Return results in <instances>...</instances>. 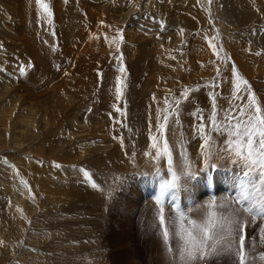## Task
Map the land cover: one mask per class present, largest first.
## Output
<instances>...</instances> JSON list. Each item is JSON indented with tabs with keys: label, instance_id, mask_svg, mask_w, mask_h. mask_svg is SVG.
I'll use <instances>...</instances> for the list:
<instances>
[{
	"label": "rangeland",
	"instance_id": "rangeland-1",
	"mask_svg": "<svg viewBox=\"0 0 264 264\" xmlns=\"http://www.w3.org/2000/svg\"><path fill=\"white\" fill-rule=\"evenodd\" d=\"M16 1L0 0V7L9 10L5 24L9 31L4 29V24H0V264H173L178 257L172 254L170 257L167 248L175 250L178 238H170L166 246L154 226L158 224L156 198L160 195L161 184L171 179V175L168 173L167 157L162 156L158 161L154 159L156 149L151 145L157 143L162 147L165 139L172 154L173 170L181 177L175 197L169 193L163 197L166 216L175 219L179 214L193 220L190 215L204 212L210 201L220 204L236 201L238 208H245L236 195L238 188H235L237 174L243 176L244 170L224 149L227 141L234 139L229 135L234 131L229 125L237 123L242 115L240 110L247 103V92L243 86L239 93L234 91L233 67L238 77L247 81V87L261 101L264 110V67L252 62L254 59L249 57L254 49V53L257 52V47L264 48V0L260 6L259 0H211V3L209 0H45L52 11L50 23L47 17H38L35 0L23 1L22 5V2ZM55 3L60 8L69 7L71 11L68 14L63 12V21L59 24L65 29L62 31L59 25L53 26L57 20ZM225 3L230 13L224 12ZM86 6L91 7L92 22L89 20L90 23L82 22L78 26L90 34L83 44H87L89 49L87 45V48L84 47L87 50L82 52L79 64L73 63L74 69L67 67L68 58L57 48L65 39L61 32L69 37L68 41L73 40L71 32L75 28L73 24H78V15L79 18L85 16L89 19L84 10ZM253 11L255 17L258 16L256 25L248 20L255 19ZM18 12L23 15L22 21ZM131 23H136L132 27L137 44L131 42L127 32L134 33L129 30ZM20 30L41 51L40 55L44 52V57L51 59L50 68L56 75L48 84L51 88L56 84L59 88L57 92L42 89L39 99L26 97L23 91L16 95L21 78L27 77L26 71L34 66L33 61L29 63L23 57L24 52L18 48L27 41L20 37ZM250 36L254 43L250 41ZM143 38L147 42L145 48L139 46L144 42ZM121 64L125 69L123 73L118 70ZM242 67H245L244 72ZM246 69L251 74L262 75L253 79L247 75ZM147 74L157 75L151 79L153 93L144 101L145 83L140 87L139 82ZM117 76L124 81L119 101L115 98ZM132 79L135 80L133 89L130 87ZM7 83L11 86L4 92L8 88ZM161 83L166 87L159 88ZM136 89L141 101L133 93ZM185 90L188 92L186 99L182 96ZM177 99L180 100L179 106L175 103ZM13 101L16 106H13ZM28 107H34V111H30L34 123L20 121V114L28 113ZM8 108L10 116L6 113ZM214 110L215 126L209 119ZM93 112H96L95 119ZM157 114L161 123H164L165 114L169 116L163 138L156 128ZM31 116L28 118L31 119ZM32 123L33 135L27 133V136L20 137L23 129H29ZM61 123L63 125L58 129ZM70 123L72 126L69 128ZM80 125L85 127L77 128ZM106 125L107 130H112V142L120 147L121 156L118 153L120 157L115 159L113 156L114 160L107 156L104 161L98 158L96 162L90 158V163L86 162L88 156L104 154L81 153L79 147L83 144L79 143L86 140L88 142L84 143L95 149V145L98 147L101 143L98 141L104 140L98 136ZM201 126L203 132L200 131ZM216 127L219 131L215 130ZM83 129L86 130L85 135L77 134V130ZM66 130L76 133V136ZM135 130L137 132L133 135ZM48 136L52 141L59 138L56 149L48 142ZM60 136L66 140L62 141ZM90 137L93 141L89 140ZM78 138L80 141L76 140ZM35 140L41 141L38 143ZM76 141L79 142L77 145L74 144ZM89 141L95 144L91 145ZM195 142L200 143L196 149L192 147ZM49 144L51 148L48 149ZM71 144L78 150L75 148L67 152L72 159L67 169L79 168L81 176H84L83 171H87L90 178L80 180L79 185L86 188L83 193L88 192L87 196L79 199L67 194L75 189L69 188L71 183L66 180L61 162L67 157L65 148ZM144 145L148 147L142 151L140 148ZM71 152L76 154L72 156ZM225 162L231 164L225 167ZM186 163L191 165L194 175L182 174ZM176 165L181 171L175 169ZM49 172L53 176H47ZM67 174L70 175V172ZM92 183L97 185L95 189L91 187ZM245 184L240 186L241 190L249 186L251 191L250 184ZM132 189L137 192L131 194ZM52 204L57 208L50 215L44 209ZM226 208H219L218 214L229 215L233 208L228 212ZM38 216L41 218L37 219ZM184 223L187 226L186 221ZM251 224L246 227L247 242L250 246L255 245L256 249L264 224L258 226L261 223L256 220ZM44 228V232L49 233L48 238ZM50 233L53 234L51 238ZM127 242L136 247V252H133L136 262L129 257L131 249L126 247ZM256 251V254L264 255L263 249ZM209 258L207 264H229L227 254ZM255 264H264V261L258 259Z\"/></svg>",
	"mask_w": 264,
	"mask_h": 264
},
{
	"label": "snow or ice",
	"instance_id": "snow-or-ice-1",
	"mask_svg": "<svg viewBox=\"0 0 264 264\" xmlns=\"http://www.w3.org/2000/svg\"><path fill=\"white\" fill-rule=\"evenodd\" d=\"M209 2L211 3V0ZM35 6L38 17H47L50 23L52 11L45 0H35ZM118 70L121 73L125 71L123 64ZM232 75L235 78L233 80L234 91L239 93L243 86L247 92V103L246 106L241 108L242 115L237 123L229 125L230 128L234 129L229 133L234 139L227 141L224 151L234 156L235 162L244 169L243 176L240 179L261 193V207L257 209V212L264 213V110H262L261 101H258L257 97L252 94L251 89L247 87V81L238 77L235 67L232 68ZM123 87L124 81L117 76L115 81V98L117 101L123 95ZM182 96L185 99L187 98V90L182 93ZM175 103L179 106L180 100L177 99ZM213 108L215 109V105H213ZM116 110L120 111V109ZM168 119L169 116L165 114L163 116L164 123H161L160 115L157 114L156 128L161 138L164 137ZM209 119L214 126L217 125L215 110ZM215 130L219 131V127H216ZM200 131L203 132V126L200 127ZM207 142V137H205V144ZM151 147L156 149L153 158L157 161L162 156L167 157L168 173L171 175V179L165 180L161 184L160 195L156 198V220L158 224L154 226L162 236L166 246L170 238H178L175 250L171 247L167 248L169 254L178 257V260H174L173 264H207L209 257L221 254H227L229 264H255L257 259L253 255L255 245L250 246L248 244L246 227L257 217L255 215L251 217L245 215L252 213L253 208L232 209L229 215H224L222 213L218 214V209L224 208L226 205L210 201L204 207L205 214L199 222L187 219L179 214L175 219L166 216L163 197L166 193H169L171 197H175L176 190L180 186L181 177L173 170L172 154L167 140H164L162 147L157 143H153ZM182 174L185 176L194 175L191 165L186 163L182 169ZM83 175L86 180L90 179L87 171H83ZM91 187L95 189L97 185L92 183ZM261 218L264 219V216ZM184 221H186L187 226H185ZM260 232L259 244L264 246V228ZM258 259L264 261V255H260Z\"/></svg>",
	"mask_w": 264,
	"mask_h": 264
},
{
	"label": "bare ground",
	"instance_id": "bare-ground-1",
	"mask_svg": "<svg viewBox=\"0 0 264 264\" xmlns=\"http://www.w3.org/2000/svg\"><path fill=\"white\" fill-rule=\"evenodd\" d=\"M18 1V2H17ZM16 1V3H19V1H20V3H21V5L23 4V1H26V0H17ZM70 1H72L73 2V0H70ZM13 2V1H12ZM15 3V2H14ZM15 3V4H16ZM65 3V2H64ZM63 3V4H64ZM84 3H86V2H84ZM261 3H263V0H259V6L261 5ZM72 4V3H71ZM31 5V4H30ZM263 5V4H262ZM3 6V5H2ZM55 6H56V3H55ZM69 6V5H68ZM85 6V5H84ZM5 7H6V5H5ZM8 7V6H7ZM23 8H25V6H22ZM11 8V7H10ZM9 8V9H10ZM35 8V7H34ZM56 8V11H55V14H56V18H57V20H56V24H53V26L54 25H59L60 24V22H62L63 21V19H62V15H63V12L64 11H66V13L68 14L69 12H71L70 11V9H69V7H66L65 6V8L63 7V8H60V6L57 4V6L55 7ZM82 8H83V6H82ZM11 10H13V9H11ZM22 10H24V9H22ZM84 10H85V12H86V14H88V16H89V19H85V16L83 17V18H79V15H78V17H77V19L76 20H78L77 22H78V24L77 23H75V25L73 24V27L75 26V28L73 29V31L71 32V34L73 35V40H71V42L70 41H68L67 39L69 38V37H65L64 35H63V32H61L62 30H65V29H63L62 28V26L61 25H59V29H61V33L59 32V29H58V33H60V35L61 36H63L62 38H65L64 40H62V42L59 44V46H58V50H60V52L62 53V54H64L67 58H68V62H69V64H67V67H70V66H72L73 65V63H76V64H79L80 63V60H81V58H82V56H83V53H84V51L85 50H87V49H85V48H87V47H85L86 45H83L84 44V41L88 38V36H90V34H89V32L87 33L84 29H81L79 26H80V24H82V22L83 23H85V24H87V23H90V18H91V15L90 14H92V10H91V7L90 6H86V7H84ZM91 10V11H90ZM254 10V9H253ZM261 10V9H260ZM6 11H7V13H6ZM74 11V10H73ZM72 11V12H73ZM233 11V10H232ZM24 11H22V13H23ZM27 12V11H26ZM114 12H115V10H114ZM180 12V11H179ZM186 12V11H185ZM224 12L225 13H230V9H229V7H228V4L227 3H225L224 4ZM74 13V12H73ZM77 13V12H76ZM232 13V12H231ZM255 12L253 11L252 12V14H253V16L255 17V14H254ZM184 14V13H183ZM65 15V14H64ZM233 15H234V13H233ZM251 15V14H250ZM18 16H19V18L21 19V21H22V19H24L23 18V15L21 14V13H19L18 12ZM22 16V17H21ZM70 16V15H69ZM72 16V15H71ZM65 17V16H64ZM8 18H9V10L8 9H5V8H2V7H0V24H4L3 26H4V29L5 30H7L8 28L6 27V25H7V20H8ZM257 18H258V16L257 17H255V19L254 18H249L248 20H250L249 22L251 23V22H253L254 23V25H256L257 24ZM74 20V19H73ZM90 20V21H89ZM187 20V19H186ZM10 21V20H9ZM26 21V20H25ZM67 21V20H66ZM65 21V22H66ZM70 21V20H69ZM258 21H259V19H258ZM23 22H24V20H23ZM92 22V21H91ZM231 22V21H230ZM6 24V25H5ZM62 24V23H61ZM64 24V23H63ZM134 24H136V23H131V27H129V30L130 29H132V32L134 31L133 29H134V27H132ZM24 25V24H23ZM79 25V26H78ZM25 26V25H24ZM121 26V25H120ZM185 26V25H184ZM11 27V26H10ZM84 27V26H83ZM100 27V26H99ZM27 28V27H26ZM54 28V27H53ZM96 28H97V26H96ZM18 29V28H17ZM20 29V28H19ZM18 29V30H19ZM23 29V28H22ZM176 30V29H175ZM180 30V29H179ZM8 31H9V29H8ZM71 31V30H70ZM127 31V30H126ZM20 32H21V30H20ZM128 32V34H129V38H130V40H131V42L133 43H136L137 44V42H135L134 41V39H135V36H136V33H135V31H134V33H130L129 31H127ZM19 33V32H18ZM15 35V34H14ZM167 35V34H166ZM20 37H22L23 39H27V37H25V34L23 33V30H22V32L20 33ZM25 37V38H24ZM241 37V36H240ZM18 38V37H17ZM244 38V37H243ZM262 38V37H261ZM147 39V38H146ZM251 39V40H250ZM250 41H252V38H251V36H250ZM15 40V39H14ZM13 40V41H14ZM143 40H144V42L141 44V45H139L140 47H146V41H145V39L143 38ZM5 41V40H4ZM264 41V40H263ZM146 42V43H145ZM253 43H254V40L252 41ZM6 44H7V42H6ZM37 45H38V43H37ZM254 45V44H253ZM83 46V48L81 49V47ZM88 46V45H87ZM132 46V45H131ZM263 46V45H262ZM39 47V46H38ZM85 47V48H84ZM137 47V46H136ZM144 47V48H145ZM253 47V46H252ZM14 48V47H13ZM17 48V47H16ZM18 48H20L23 52H24V55H23V57L25 58H27L28 59V61H29V63L30 62H32L33 61V63H34V66L30 69L31 71H33V73L32 72H30V70L28 69L27 71H26V75H27V77H24V78H21V83H19L18 84V89L16 90V95H18V93L17 92H20V91H23L24 93H25V96L26 97H32V96H35V98H38L39 99V97H40V94H39V92H41V91H43L42 89H46V90H50V92H57V89H59V88H57L58 86L55 84L52 88H51V86H49V84H48V82L50 81V79H51V77L52 76H54V75H56V73L50 68L51 67V59L50 58H45L44 56V52L42 53V55H40L39 54V52H41V51H39L37 48H36V46L34 45V43H31V41H29L28 39H27V41L26 42H22L21 43V45L19 46L18 45ZM134 48V47H133ZM157 48H160V47H157ZM251 48V47H250ZM260 50H259V49ZM88 49H89V46H88ZM136 49V48H135ZM154 49V48H153ZM257 50V52H255L254 53V51H255V49L252 51V54H250V58H252V59H254V60H252V62H254L255 64H258V65H261V67L263 68L264 67V48L263 47H261V46H259V47H257L256 48ZM41 50V49H40ZM142 50V49H141ZM136 51V50H135ZM149 51H151V50H149ZM50 52H52V51H50ZM83 52V53H82ZM86 52V51H85ZM141 52H143V51H141ZM161 52V51H160ZM139 53V52H138ZM143 55V54H142ZM142 55H140V56H142ZM149 55V54H148ZM148 55H146V56H148ZM156 55H157V53H156ZM47 56H49V54L47 55ZM145 56V57H146ZM22 57V58H23ZM85 57V56H84ZM144 57V58H145ZM94 58V57H93ZM138 59V58H137ZM257 59V60H256ZM256 61V62H255ZM24 62V61H23ZM26 62V61H25ZM22 64V63H21ZM32 64V63H31ZM13 65H15V64H13ZM23 65H25L24 63H23ZM76 66H79V65H76ZM25 67H26V65H25ZM74 69H75V66H72ZM71 67V68H72ZM94 67V66H93ZM133 67V66H132ZM255 67H257V66H255ZM254 67V68H255ZM9 68H10V66H9ZM14 68V67H13ZM72 68V69H73ZM76 68H78V67H76ZM244 68L245 67H242V72H244ZM66 69V68H65ZM65 69L63 70V71H65ZM70 69V68H69ZM68 68H67V70H69ZM264 69V68H263ZM14 70V69H13ZM26 70V69H25ZM258 70V69H257ZM72 71H74V70H72ZM258 71H262V69H260V70H258ZM66 72V71H65ZM70 72V71H69ZM76 72V71H75ZM71 73V72H70ZM70 73H68V75L70 74ZM150 73V72H149ZM155 73V72H154ZM246 73H247V75L248 76H251L253 79H256V78H259L260 77V74L258 75V74H251L250 72H249V70L248 69H246ZM3 74V73H2ZM23 75V74H22ZM65 75H67V74H65ZM155 75H157V74H153V75H148L147 74V77L146 78H143V80H140V82H139V86L141 87V85L143 84V83H145L144 84V93H146L145 94V96H143L144 97V99H142V100H147V98L148 97H150L151 96V94L153 93L152 92V90L153 89H151V79L153 78V77H155ZM262 75V74H261ZM43 76H44V78H43ZM45 76H46V78H45ZM70 76V75H69ZM3 77V76H2ZM9 77V76H8ZM66 77V76H65ZM68 77V76H67ZM133 77V76H132ZM89 78V77H88ZM141 78V77H140ZM160 78V77H159ZM166 78V77H165ZM164 78V79H165ZM169 78V77H168ZM4 79V78H3ZM7 79V78H6ZM65 79V78H64ZM68 80L70 79V77L69 78H67ZM81 79V78H80ZM79 79V80H80ZM131 79V78H130ZM58 80V79H57ZM78 80V79H77ZM77 80H75L76 82L75 83H77V85H78V83L79 82H77ZM137 80V79H136ZM159 80V79H158ZM166 80V79H165ZM169 80L171 81V79L169 78ZM174 80V79H173ZM134 81L135 80H131V83H132V86H130L132 89L134 88ZM164 81V80H163ZM254 81V80H253ZM9 82V81H8ZM13 82V81H12ZM59 82H60V80H59ZM161 82V81H160ZM176 82V81H175ZM1 83H2V81H1ZM4 83V82H3ZM17 83V82H16ZM63 83V82H62ZM90 83H92V82H90ZM166 83V82H165ZM66 84V83H65ZM64 84V85H65ZM159 84V83H158ZM162 84V83H161ZM172 84V83H171ZM3 87H5L3 84H1ZM14 85V84H13ZM168 85V84H167ZM9 86H11V85H9L8 83H7V87L8 88H6V90L4 91V92H6V91H8L10 88H9ZM165 86V85H164ZM164 86H163V84L161 85V86H159V88H161V89H163L164 88ZM169 86V85H168ZM167 86V87H168ZM62 87V86H61ZM76 87V86H75ZM166 87V86H165ZM66 88H67V86H66ZM70 88V87H69ZM81 88V87H80ZM171 88V87H170ZM172 88H174V87H172ZM139 89V88H138ZM67 90V89H66ZM155 90V89H154ZM168 90V89H167ZM11 91H12V89H11ZM47 92V91H46ZM141 93H142V91H140ZM152 92V93H151ZM155 92V91H154ZM161 92H162V90H161ZM164 92V91H163ZM134 95L138 98V99H140V101H141V97L138 95V90L136 89V90H134ZM43 94V93H42ZM102 94V93H101ZM130 94V93H129ZM154 94H156V93H154ZM161 94V93H160ZM21 95V94H20ZM138 95V96H137ZM158 95V94H157ZM22 96V95H21ZM42 97V96H41ZM131 97V96H130ZM16 98H19V97H16ZM22 98V97H21ZM155 98V97H154ZM159 98V97H158ZM158 98H157V100H158ZM34 99V98H33ZM135 99V98H134ZM39 101H41V100H39ZM139 101V100H138ZM28 102V101H27ZM133 102V101H132ZM29 103V102H28ZM12 104H14L13 106H16L17 104L15 103V101H13V103ZM41 104V103H40ZM44 104V103H43ZM132 104H134V103H132ZM23 105H25V103L23 104ZM36 105V104H35ZM42 105V104H41ZM59 105V104H58ZM31 106V105H30ZM39 106V105H38ZM37 106V107H38ZM136 106V105H135ZM160 106V105H159ZM41 107V106H40ZM138 107V106H137ZM29 108V107H28ZM141 108V107H140ZM15 109V108H14ZM37 110H39L38 108H36ZM110 109V108H109ZM143 109V108H142ZM2 110V109H1ZM23 110H25V109H23ZM29 112L28 113H25L24 115L23 114H20V115H22V116H20L21 117V122H23V123H31V122H33L34 123V120L32 119V116H31V113H30V111H34V107H30L29 109ZM75 110H78L77 108L75 109ZM1 112V111H0ZM47 112V111H46ZM107 112V111H106ZM6 113H8L9 114V116H10V113H9V108H8V110L6 111ZM34 113V112H33ZM37 112L35 111V114H36ZM8 114H6L7 115V117H8ZM12 114V113H11ZM94 114H96V112L94 113L93 112V117L95 116ZM46 115V114H45ZM44 115V116H45ZM0 116H1V113H0ZM2 116H3V114H2ZM28 116L30 117L31 116V119L30 118H28ZM99 116V115H98ZM154 116V115H153ZM6 117V118H7ZM35 117V116H34ZM46 117V116H45ZM56 117V116H55ZM96 117V116H95ZM95 117H94V119H95ZM42 118H44V117H42ZM2 119H3V117H2ZM4 119H5V116H4ZM101 119H103V118H101ZM6 120V119H5ZM3 121V120H2ZM73 121V120H72ZM95 121V120H94ZM45 122V121H44ZM91 122H92V120H91ZM33 123L30 125V127H29V129H23V131H22V133H23V135H21L20 137H25V136H27V133L28 134H30V136H31V134L33 135ZM3 124V123H2ZM6 124V123H5ZM4 124V125H5ZM85 124V123H84ZM89 124H91V123H89ZM89 124H87L88 125V128L89 129H91V127H90V125ZM97 124V123H96ZM103 124V123H102ZM109 124V123H108ZM116 124V123H115ZM139 124V123H138ZM63 124L61 123V124H59V127H58V129H60V127L62 126ZM86 125V126H87ZM92 125V124H91ZM99 125H101V124H99ZM140 125V124H139ZM72 126V123H70L69 124V128ZM102 127H103V125H101ZM100 126V127H101ZM120 126V125H119ZM85 127V125H80V126H77V128H84ZM141 127H143V124H142V126ZM51 128V127H50ZM94 129H95V127H93ZM105 128L106 129H104V130H101V131H99V132H102V134H100V136H98L99 138L100 137H103L104 138V140H97L98 142H103V144L101 145V143H100V145H98V143H97V145H98V147L95 145V149H90L89 147H88V145H87V143L85 144L84 142L86 141L85 139H87L86 137H84V142H77L76 141V143L74 142V144H76L77 145V143H79V145L82 143L83 145L82 146H80L79 148H81L80 150H81V153H92L93 155H94V153L96 154H101V152L104 154V155H98V157H97V155L95 156V157H92V156H88L87 157V161L86 162H89L90 163V160L91 159H94V160H96V162H97V159L98 158H101L103 161H104V159H106V157L108 156V157H111L112 159H113V156H114V158L115 159H117V158H119L120 156H121V154H120V147L118 146V147H116V143L115 142H112V140H113V135H112V130H107V125L105 126ZM117 127H115V129H116ZM132 128V127H131ZM22 129V128H21ZM98 129H100V128H98ZM114 129V130H115ZM117 129H119V128H117ZM32 130V131H31ZM93 130V129H92ZM113 130V131H114ZM138 130V129H137ZM137 130H135V133H133V135H135L136 134V132H137ZM151 130V129H150ZM53 131H54V129H53ZM61 131V130H60ZM63 131V130H62ZM67 131V130H66ZM84 131H86V130H84L83 129V131H76L77 132V134H79V132L80 133H83L84 134ZM96 131H97V129H96ZM116 131V130H115ZM119 131V130H118ZM133 131V130H132ZM32 132V133H31ZM58 132L59 131H57L56 133L58 134ZM65 132V131H64ZM69 134H72V136L74 135V136H76V133H74V132H70V131H67ZM67 132H65L66 134H64L65 136L67 135ZM143 132H145V131H143ZM55 133V134H56ZM87 133V132H86ZM150 133V132H149ZM19 134V133H18ZM54 133H53V135H55ZM60 135H61V133H59ZM63 134V133H62ZM122 134V133H121ZM85 135V134H84ZM93 135H94V133H93ZM15 136V135H14ZM46 136V135H45ZM44 136V137H45ZM56 136V135H55ZM73 136V137H74ZM81 136H82V138H83V135L81 134ZM88 136V135H87ZM178 136V135H177ZM43 137V138H44ZM59 137V136H58ZM62 136H60V138H61ZM146 137H148L147 135H146ZM15 138V137H14ZM17 138V137H16ZM48 138H49V136H48ZM99 138H97V139H99ZM150 138H151V136H150ZM233 138V137H232ZM31 139H33V138H31ZM52 139V138H51ZM50 138H49V140L50 141H48L51 145L52 144H54V147H55V145H58V143L56 142L59 138H55V139H53L54 141H52ZM176 139V138H175ZM15 140V139H14ZM61 140H62V138H61ZM64 140H66L65 138L62 140V141H64ZM72 140V139H71ZM76 140H79V138L78 139H76ZM88 140V139H87ZM89 140L91 141H93V139H91V137L89 138ZM96 140V139H95ZM2 141V140H1ZM27 141V140H26ZM35 141H37L38 143L41 141V140H35ZM34 141V142H35ZM44 141V140H43ZM60 141V140H59ZM80 141V140H79ZM89 141V143L92 145H94L95 143L93 142H90ZM96 141V142H97ZM178 141V140H177ZM70 142V141H69ZM86 142H88V141H86ZM111 142V143H110ZM179 142V141H178ZM16 143H17V141H16ZM36 143V142H35ZM43 143V142H42ZM47 143V142H46ZM13 144V143H12ZM50 144L47 146L48 147V149L49 148H51V146H50ZM60 144H62V143H60ZM59 144V145H60ZM64 144V143H63ZM109 144V145H108ZM35 145V144H34ZM42 145H44V144H42ZM200 145V143L199 142H195L193 145H192V147L194 148L195 147V149L197 148V146H199ZM13 146H14V144H13ZM87 146V147H86ZM145 146V147H144ZM144 146H142L140 149L142 150V151H145V150H147V147H148V145H144ZM57 147V146H56ZM56 147H55V149H56ZM93 147V146H92ZM97 147V148H96ZM53 148V147H52ZM76 147L74 146V145H72L71 144V146H68V147H66L65 148V150H66V155H67V152L69 151H73L74 149H75ZM86 148V152H84V149ZM46 149V148H45ZM58 149V148H57ZM77 149V148H76ZM50 150H52V149H50ZM78 150V149H77ZM110 150V151H109ZM3 152V151H2ZM23 152H26L25 150L23 151ZM30 152V151H29ZM47 152V151H46ZM51 152V151H50ZM50 152H48V153H50ZM65 152V151H64ZM76 152V151H75ZM79 152V151H78ZM116 152V154L115 155H113L114 153ZM52 153V152H51ZM77 153V152H76ZM75 153V154H76ZM118 153H119V157H118ZM21 154V153H20ZM46 154V153H45ZM71 154H72V152H71ZM75 154H72V156L73 155H75ZM80 154V153H79ZM91 154V155H92ZM64 155V154H63ZM85 155V154H84ZM46 156H49V155H47L46 154ZM79 156V155H78ZM80 157V156H79ZM82 157H83V155H82ZM27 158V157H26ZM45 158V157H44ZM59 158V157H58ZM61 158V157H60ZM85 158V157H84ZM91 158V159H90ZM177 158V157H176ZM180 158V157H179ZM82 159V158H81ZM109 159V158H108ZM206 159V158H205ZM57 160V159H56ZM61 160V159H60ZM70 160H72L71 159V157H68V155H67V157H65L64 159H63V161H61V162H63V173L64 174H66V177H67V182L70 184V187L69 188H71V189H75V191L73 190H69V193H67V194H69V195H73V196H78V199H79V197H85V196H87L86 195V193L88 192V191H86L85 193H83V191L84 190H86V188L84 189V187H81L79 184H81V182H80V180H83L82 178L84 177V176H81L80 175V173L78 172V169L76 170V169H74V168H71V169H67V165H69V161ZM89 160V161H88ZM114 160V159H113ZM77 161V160H76ZM93 161V160H92ZM202 162H203V160H202ZM81 163V162H80ZM95 163V162H94ZM122 163H124V161L122 160ZM213 163V162H212ZM217 163V162H216ZM20 164V163H19ZM51 164V163H50ZM77 164H79V163H77ZM76 164V165H77ZM229 164H231V163H228V162H225V167L226 166H228ZM47 165V164H46ZM56 166V165H55ZM224 166V165H223ZM23 167V166H22ZM241 167V166H240ZM44 168V167H43ZM48 168V167H47ZM49 168H50V166H49ZM48 168V169H49ZM242 168V167H241ZM37 169V168H36ZM175 169L176 170H178V171H181V168H180V166L179 165H176L175 166ZM45 170H47V169H45ZM44 170V171H45ZM244 170V169H243ZM52 171V168H51V170H50V172ZM21 172V171H20ZM38 172H39V170H38ZM50 172L49 173H47V176H49V177H51L50 175H52V174H50ZM67 172L69 173L70 172V175L69 174H67ZM239 172V171H238ZM53 173V172H52ZM50 174V175H49ZM83 175V174H82ZM242 174H240L239 175V173L237 174V178H236V181H235V188H238V191H239V193L238 194H236L237 195V197H238V199H239V201L241 202V203H244L245 205V208L246 207H252L253 208V212L252 213H250V215L249 214H245L246 216H248V217H251L252 215H255L257 218H259V219H255L256 221H259V223H261V224H258V226L259 225H262V223L264 224V219H262L261 217L262 216H264V213H258L257 212V209L259 208V207H261V205H260V196H261V193L260 192H257V190L256 189H254L251 185H250V187H251V191H250V189L248 188L249 186H247V188L244 190V191H242L241 190V187L240 186H243V185H246L241 179H240V177H242L241 176ZM53 176V175H52ZM62 177V176H61ZM64 178V177H63ZM94 179V178H93ZM132 179H134V180H137V178L136 177H132ZM85 181V180H84ZM45 182V181H44ZM44 182H42V184L44 183ZM58 184H59V182H57ZM67 183V184H68ZM75 183H77V185H74ZM45 184H46V182H45ZM44 184V185H45ZM55 184H56V182H55ZM68 184V185H69ZM67 185V186H68ZM56 187H58V186H56ZM49 188V187H48ZM130 188V187H129ZM14 189V188H13ZM47 189V188H46ZM131 189V188H130ZM7 190V192L9 193V191H8V189H6ZM48 190H50V189H47V191ZM54 190V189H53ZM15 191V190H14ZM46 191V192H47ZM6 192V193H7ZM56 192V191H55ZM61 192V191H60ZM137 192V190L136 189H132L131 190V194L132 193H136ZM11 194H12V192H11ZM49 194V193H48ZM8 195V194H7ZM97 195V194H96ZM63 196V195H62ZM66 196H68V195H66ZM65 197V196H64ZM72 197V196H71ZM247 197V198H246ZM91 198V197H90ZM89 198V199H90ZM75 199V198H74ZM97 202V201H96ZM55 203V202H54ZM62 203V202H61ZM63 204V203H62ZM76 204V203H75ZM44 205V204H43ZM226 205V211L228 212V211H230V208H233V209H241V208H238L237 207V202L235 201H230V202H228V203H226L225 204ZM45 206H47V202L45 203ZM68 206V205H67ZM55 207H56V205L54 204H52V205H50V206H48L46 209H44V210H46L47 212H48V214H50L51 215V213L53 212V213H55L54 212V210H55ZM66 207V206H65ZM57 208V207H56ZM70 208H72V207H70ZM76 208V207H75ZM154 210V209H153ZM45 211V212H46ZM57 211V210H56ZM62 211V210H61ZM60 211V212H61ZM155 211V210H154ZM224 212V211H223ZM30 215V214H29ZM97 215V214H96ZM225 215H227V214H225ZM191 218L193 219V220H196V221H200L201 219H202V217L204 216V212H200V213H192L191 215ZM34 217V216H33ZM50 217V216H49ZM37 219H40L41 218V216H38V217H36ZM52 218V217H51ZM88 220V219H87ZM255 220H254V222H255ZM51 221V220H50ZM53 222V221H52ZM69 222V221H68ZM254 222H252V224L254 223ZM44 223H46V222H44ZM251 224V225H252ZM102 225V224H101ZM45 227V226H44ZM249 227V226H248ZM261 227H263V226H261ZM44 230H45V228L43 229V232H44ZM45 233V236L48 238V232L47 231H45L44 232ZM51 234V233H50ZM53 236V234H51V236H50V238ZM58 239V238H57ZM258 239V238H257ZM11 240V239H10ZM257 241V240H256ZM176 242V241H175ZM259 242V241H258ZM27 243H28V241H27ZM29 243H30V241H29ZM128 244L126 245V247L128 248V249H131V251H130V255H129V257H131L132 259H133V261L134 262H136V260L134 259V257H133V252H136V247L134 246V245H131V243L130 242H127ZM32 244V243H31ZM52 244V243H51ZM54 244V243H53ZM52 244V245H53ZM30 245V244H29ZM35 246V245H34ZM38 247V246H37ZM257 249H263V251H264V246H261L259 243L257 244V247H256V249H255V252L253 253V255L257 258L256 260H258V257H259V252H258V254H256L257 253ZM259 251V250H258ZM170 255V254H169ZM170 257H172L171 255H170ZM171 259V258H170ZM210 259V258H209ZM167 261V260H166ZM135 264V263H134Z\"/></svg>",
	"mask_w": 264,
	"mask_h": 264
}]
</instances>
